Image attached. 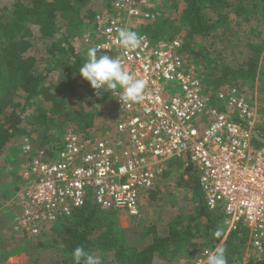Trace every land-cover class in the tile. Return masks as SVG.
<instances>
[{
  "label": "built area",
  "instance_id": "built-area-1",
  "mask_svg": "<svg viewBox=\"0 0 264 264\" xmlns=\"http://www.w3.org/2000/svg\"><path fill=\"white\" fill-rule=\"evenodd\" d=\"M170 1L107 0L108 11L95 16L81 49L74 47L78 55L89 48L104 66L106 79L98 68L93 80L106 98L93 100L110 102L113 126L99 137L68 126L53 155L33 137L20 138L26 162L17 172L12 225L24 236L47 235L87 200L138 217L141 200L180 159L197 175L207 210L223 213L227 234L243 228L247 248L264 255V145L252 136L253 108L239 86L206 89L178 38L152 43L141 32ZM214 255L204 249L193 264Z\"/></svg>",
  "mask_w": 264,
  "mask_h": 264
},
{
  "label": "trees",
  "instance_id": "trees-1",
  "mask_svg": "<svg viewBox=\"0 0 264 264\" xmlns=\"http://www.w3.org/2000/svg\"><path fill=\"white\" fill-rule=\"evenodd\" d=\"M92 1L0 0V158L19 151L18 141L30 136V131L36 133L38 147L52 155L60 149L68 125L90 136L94 113L77 107L76 90L83 91L89 100L98 93L106 98V93L95 89L93 74L87 71L85 58L75 53L70 39L85 20L93 21L96 15L108 11L106 0L98 4ZM172 1H181L184 5L176 20L160 16L141 29L152 43L182 36L180 52L189 56L186 58L201 60L202 84L206 89L232 85L238 80H256L264 56V0ZM229 14L256 26L251 32L255 33L256 42L248 45L249 55L236 69L219 61L215 44L213 50L193 44L196 39L210 38L214 42L218 29L229 28ZM212 15L215 19H211ZM54 74L56 78L53 79ZM98 76L105 80L107 74L102 69ZM32 106H35V115L25 119ZM25 120L32 130L22 127ZM187 169L192 170L190 165ZM193 177L200 202L195 215L189 221L175 220L168 227L167 235L162 237L154 227L148 228L143 236L153 235V242L142 250L126 244L123 229L115 219L116 213L99 210L91 200L70 218L52 225L50 241L38 246L57 248L65 256L63 264H157L178 259L193 238L200 237L206 241L207 250H214L221 244L219 254L214 255L218 263L240 264L247 244L245 230L239 228L224 237L223 213L207 210L198 177L195 173ZM2 180L0 170V210L4 202ZM12 208L11 223L18 211L14 205ZM10 255L6 249L1 252L0 264ZM209 262L207 264H214ZM247 264H264V256L251 257Z\"/></svg>",
  "mask_w": 264,
  "mask_h": 264
},
{
  "label": "rangeland",
  "instance_id": "rangeland-1",
  "mask_svg": "<svg viewBox=\"0 0 264 264\" xmlns=\"http://www.w3.org/2000/svg\"><path fill=\"white\" fill-rule=\"evenodd\" d=\"M104 1L105 0H93L92 2L98 4ZM165 5V8L159 10V17H168L176 20L177 16H179L181 10L184 8L181 1H170V3H165ZM211 19H215V16L212 15ZM228 25L229 30L225 28L218 29L217 36L214 37V42L210 38L203 41L196 39L193 44L206 50H213V44H215L219 61L232 69H236L249 55L248 45L256 42L255 33H251L256 26L254 23L245 24L241 22L233 14H229ZM92 27L93 21L85 20L82 26L75 29V33H73V37L70 39L72 46L76 47L78 50L81 49V36L86 33L91 34ZM181 37L182 36L178 35L175 38L182 41ZM82 49H84L85 52L80 55L86 58L87 71L91 74L98 68L102 71L104 66L101 61L91 54L89 48L87 49L83 46ZM190 62L201 71L203 77V68L200 66L201 60L190 58ZM54 78H56V74L53 75V79ZM232 85L241 87L245 92L255 114L254 132L264 138V56L260 61L257 78L254 82H243L238 80ZM226 86L231 85H222L212 89L215 90ZM105 100L102 103L96 100H89V98L84 95L83 91L80 89L76 90L74 101L77 107L81 106L86 110H92L94 113V127L90 134L92 137L103 136L104 132L110 130L113 126L114 111L110 102ZM34 115L35 106H32L26 112L25 119L29 116L32 118ZM22 127L27 131L31 129L26 120L22 123ZM256 130L261 131L263 135H260ZM30 133V136L36 140V133L31 131ZM18 154L20 155V152L15 150L11 155L6 153V155H4L5 157L0 158V170L3 175L1 195L4 198L3 206L0 210V253L5 251V249L11 252V255L5 259L3 264H63L65 256L57 248L50 246L43 249L38 246L39 244L47 245L50 241V233L32 239L24 236L18 230H15L9 219L13 214V198L18 193V190H16L18 188V184L16 183L17 172L23 165V161L19 158ZM170 163V166L155 183L153 190L149 193L147 198L141 200L138 217L131 218L122 213L115 215L117 225L120 229H123L125 241L129 247L137 250L144 249L152 244L154 238L151 234L143 236V233L148 228L154 227L158 236H165L172 222L175 220L189 221L199 208L200 202L193 180L194 173L192 170L187 169L185 160L174 159ZM12 193H14L13 196L11 195ZM202 220L205 221V219ZM227 233L228 230L225 225L224 237L228 235ZM205 248L206 241L200 237H195L192 242L184 248L182 253H180L178 259L170 263L162 261L157 264H193L198 255H200ZM220 248L221 244L217 245L215 249L212 250L215 255L219 252ZM262 256L264 255H259L251 249H248L246 244L245 253L240 264H247L251 257L258 258ZM107 257L111 258L110 255H107ZM211 259L212 260H209L210 262L220 264L217 261V257L213 256Z\"/></svg>",
  "mask_w": 264,
  "mask_h": 264
},
{
  "label": "water",
  "instance_id": "water-1",
  "mask_svg": "<svg viewBox=\"0 0 264 264\" xmlns=\"http://www.w3.org/2000/svg\"><path fill=\"white\" fill-rule=\"evenodd\" d=\"M253 139L254 141L264 145V138H262L261 136H259L256 132L252 133Z\"/></svg>",
  "mask_w": 264,
  "mask_h": 264
},
{
  "label": "crops",
  "instance_id": "crops-1",
  "mask_svg": "<svg viewBox=\"0 0 264 264\" xmlns=\"http://www.w3.org/2000/svg\"><path fill=\"white\" fill-rule=\"evenodd\" d=\"M104 133H105V132H104ZM34 142H35V145L38 146V144H36L37 142H36L35 140H34ZM17 147H18V146H17ZM18 156H19V158L22 159L23 162H26L25 157H24L23 155H21V153H20V155L18 154ZM171 161H172V160H171ZM171 161H170V162H171ZM170 162H169V164H171ZM23 165H24V164H23ZM169 166H170V165H168V167H169ZM16 183H17V181H16ZM17 184L19 185V183H17ZM14 198H15V197H14ZM14 198H13V200H14Z\"/></svg>",
  "mask_w": 264,
  "mask_h": 264
}]
</instances>
